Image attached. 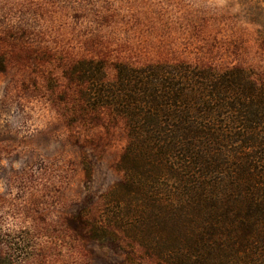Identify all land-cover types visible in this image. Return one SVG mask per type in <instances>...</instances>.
<instances>
[{"label": "rangeland", "instance_id": "rangeland-1", "mask_svg": "<svg viewBox=\"0 0 264 264\" xmlns=\"http://www.w3.org/2000/svg\"><path fill=\"white\" fill-rule=\"evenodd\" d=\"M264 0H0V264H163L106 225L126 130L78 62H185L264 79ZM71 75V76H70Z\"/></svg>", "mask_w": 264, "mask_h": 264}, {"label": "trees", "instance_id": "trees-1", "mask_svg": "<svg viewBox=\"0 0 264 264\" xmlns=\"http://www.w3.org/2000/svg\"><path fill=\"white\" fill-rule=\"evenodd\" d=\"M114 69L111 81L100 62L71 71L84 106L126 130L106 225L163 264H264V79L185 62Z\"/></svg>", "mask_w": 264, "mask_h": 264}]
</instances>
